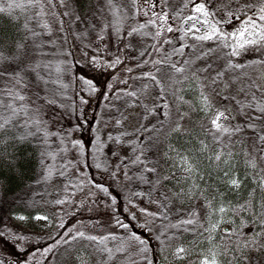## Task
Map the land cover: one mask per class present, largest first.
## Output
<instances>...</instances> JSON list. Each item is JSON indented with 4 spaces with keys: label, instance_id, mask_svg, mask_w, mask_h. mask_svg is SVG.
I'll list each match as a JSON object with an SVG mask.
<instances>
[{
    "label": "trees",
    "instance_id": "obj_1",
    "mask_svg": "<svg viewBox=\"0 0 264 264\" xmlns=\"http://www.w3.org/2000/svg\"><path fill=\"white\" fill-rule=\"evenodd\" d=\"M103 3L104 0H79L77 4L76 0H73L77 12L81 16L87 13L89 18ZM119 3L125 6L127 18L121 25L119 33L109 28L103 33L104 37L111 42L117 40V35L120 34L125 44L131 45L133 42L130 40L145 43L143 49L134 53V61L137 65L131 64L134 69H125L126 71L121 73H124L123 76L113 74V69L109 66L99 67L97 53L93 51L97 37L95 31L90 32L83 43L70 37L69 42L65 44L63 34L59 32L56 24L53 25L54 31L51 36L45 34L33 38L25 28V24L37 32H43V29L37 26L34 19H29L31 15L29 10L17 8L0 13V53L6 58L0 62V71L7 70L5 76L0 77V89L9 87L12 75L20 72L26 84L21 90L28 97L30 107H39L40 111L36 115L43 121L39 127L50 134L45 137L43 131H36L35 125L27 129L20 126L23 124L22 119L16 126L9 124L6 130L0 131V248L4 239L5 250L16 247L21 253V257L15 261L16 264L58 262L62 255L77 245L76 241L80 240L75 235L81 232L85 234V229L88 226L91 228L89 224L93 221L89 215L83 216L87 220L84 224L77 219L85 207L68 209L81 188L98 194L109 207L110 222L107 223L108 227L103 229L104 232L99 240L104 237L109 239L103 244L97 243L92 252L97 264H139L143 255L147 264H164L168 259L167 250L173 240L199 237L203 233V224H201L203 212L195 213L193 210L183 213L179 208H175L176 199L166 186L160 161L158 159L156 162L154 159L155 156H159L153 144L154 140L160 133L169 135L166 127L173 116L169 99L158 95L155 104L150 108L146 106V109L138 95L135 97L129 95L135 93L136 89L128 91L126 87L124 88L128 78L136 77L137 81L153 84L156 73L163 72L162 75L165 76L178 73L172 65L178 64L181 55L174 52V49L182 46L181 31L174 30L171 33L162 31L159 37H155L157 28L149 26L142 29L143 34L137 32L128 36V32L141 24H147L153 19L154 12L159 13L162 10L169 14V25L174 29L181 28L183 27L181 19L184 16L195 15L192 12L193 2L167 0L165 3V0H137L136 4H133L132 0H119ZM58 10L62 11V9ZM108 19L110 20L111 17ZM106 22L108 21L103 17L99 20L100 24ZM74 27L79 30L83 29L84 25L77 24ZM53 39L58 41L55 46L45 44L42 48H37L33 44V40L41 42ZM188 40L191 39L187 37L183 39L186 45ZM165 41L171 42L165 43ZM89 42L91 46L85 48L84 44ZM21 43L25 45L24 51L27 57L16 59V46ZM206 46L205 42L196 44V48H203L205 52L209 49ZM68 51L72 54L66 55ZM28 57L31 59L29 60ZM260 58L264 60V45L247 57L242 56L239 60L231 59L234 65H241L239 68L227 66L230 58L224 59L216 67V72L224 73L217 82L218 86H222L223 90L224 88L227 90L228 87L230 89L217 93V99H214L215 107L226 106L234 117L230 121L233 125L246 123L247 116L239 112L235 100H224L223 97L227 95L245 101L251 98L252 92H256L258 97L261 92H257L255 88H248L255 82L253 80L247 81L246 87L245 83L237 87L236 82L232 83L230 80L232 85L228 86L229 73L250 68ZM37 61L51 65L50 70H42L43 81L38 80L36 73L27 70L29 63ZM210 70L215 71L213 68ZM149 76H154L155 79L147 78ZM227 77L228 80H223ZM255 84L257 85L256 82ZM121 96L122 102L114 100ZM50 99L55 102L47 103ZM124 100L126 104L131 102L130 105L135 108L136 106L143 108L144 113L131 128H129L130 116L136 115L138 111L130 112V105L124 106ZM200 120V125L206 123L204 124L206 145L211 153L220 152L223 153L222 157L241 158L245 157L247 152L255 154V151H258V145L254 151L256 134L251 130L245 129L230 141L224 137L221 143L216 144L207 131L210 125L209 119ZM118 121L120 123H117ZM29 132L33 135H28ZM115 138H119L120 143H117ZM145 143L147 146L144 147ZM142 149L145 150L141 156L144 163H132ZM229 151L232 153L231 156L227 154ZM239 158L233 159V163H230V174L232 178L242 182L243 172H236L235 167V162H238ZM146 167L155 168L156 171H145ZM231 189L239 191L242 186L240 184L239 188L231 187ZM159 202L161 204L158 206ZM144 204L150 205V208H146ZM160 206L163 207L162 213L155 214L151 209L152 207L159 210ZM236 206H239L238 203ZM172 208L175 211H169ZM62 211L74 218L75 222L65 224L57 231L56 236L50 238L41 235L43 241L29 249L22 247L21 243H16L14 239L16 235L11 234L14 229L12 219L15 215L32 217L42 214L54 219L57 213L62 216ZM240 213L237 208L233 214ZM185 220H193L194 223H183L182 221ZM124 224L128 227H122ZM133 237H140L145 243L140 244L139 240ZM8 241L12 245L9 246ZM83 241L88 242L83 239L82 245H85ZM118 248L122 251H116ZM100 249H111V258L107 251ZM262 252L264 253V249ZM0 264H10V262L7 257H0Z\"/></svg>",
    "mask_w": 264,
    "mask_h": 264
},
{
    "label": "rangeland",
    "instance_id": "obj_2",
    "mask_svg": "<svg viewBox=\"0 0 264 264\" xmlns=\"http://www.w3.org/2000/svg\"><path fill=\"white\" fill-rule=\"evenodd\" d=\"M208 3L215 12V18L217 20L223 18L224 23L222 26L219 25L220 29L231 38V35L237 33L243 26L242 22L245 19L259 15L258 9L261 0H208ZM249 3L250 8L243 7ZM229 10L235 12V15H228ZM117 37V40L111 42L106 38L104 40L96 38L93 51L97 53L100 68L109 66L113 69V74L123 76L124 73H121L125 72V69H134L133 66L137 65V62L134 61V53L143 49L145 43L130 40L133 43L128 45V43L125 44L122 41L120 34ZM205 43L209 49H216V51L200 60L196 59V55L205 52L204 49L190 47L196 45L197 41L188 40L190 46L184 47L183 54L179 55V62L176 65V67L184 68L183 72L172 76L169 74L162 75L163 72L161 74L156 73L154 74L156 80L153 84L137 81L136 77L128 78V82L124 84V88L126 87L128 91L129 89H136L135 94L144 102L143 106L145 108L146 106L149 108L153 106L158 95L169 99L173 108V116L168 127H166L169 135L165 136L160 133L154 140L153 144L156 153L159 155L158 157L155 156L154 159L156 162L158 159L160 161V167L164 171L167 182L166 186L176 199L175 208H179L180 212L183 213L193 210H195V213L203 212V221L201 222L203 233L201 236L173 240L167 250L168 259L164 264H201L202 260L205 258L210 259L213 254L216 256L217 264H248L249 260L250 264H264V253L262 252L264 249V187H261L259 183L264 178V161H259L260 167L256 170L247 166L245 157H222L221 161H216L215 155L220 152L211 153L207 150V147H204L207 143L204 126L206 123L200 125L201 118L203 120L208 119L205 112L201 110V93L209 95L215 106L214 99H217V93L220 91L226 92L230 89L228 87L227 90L225 88L223 90L222 86H218L217 83L215 86L211 85V79L216 76L218 64H221L226 58L239 60L242 56L247 57L251 53H256L257 49L263 47L264 44L247 45L240 50L239 55L229 57L225 53L229 52L230 48L225 49L213 41ZM182 45H185L183 40ZM186 60L193 63L185 65ZM131 64L134 65L131 66ZM208 64H211L215 71L199 72L195 76L192 74L194 69H201ZM229 74L228 86L236 82L237 87H241V83H245L246 87L247 81L253 80L257 83V86L264 89V60L262 58L257 59L250 68H242L240 71H233ZM223 80H228V77ZM230 80H232V83H230ZM146 85L147 88H145ZM213 88L215 91H213ZM114 100L119 103L123 101L122 96L116 97ZM133 101L136 102L137 100ZM124 102V106H129L131 103L127 102L126 104V100ZM129 108L132 113L138 111L136 115L130 116L131 125L129 128H131L134 124H137L138 117L144 112L143 108L141 109L138 106L135 108L130 105ZM177 125L180 128L179 131L175 130ZM145 146H147V143H145ZM185 158L193 167L191 173L185 170ZM236 158L240 159L238 160L239 163L235 162L236 172H243L241 177L243 181L240 183L242 189L239 191L231 189L228 183L229 176L225 175V172L230 174V163H233L232 160ZM139 192L142 191L139 190ZM143 197L145 198L144 195ZM138 201L140 204V200ZM237 203L239 206H236ZM160 204L161 202L157 205ZM78 206L85 207L82 214L77 217L80 222L84 224L87 221L83 218L85 215H89L93 219L89 224L91 228L88 226L85 229V236H95L98 241L104 232L103 229L107 228V223L110 222L108 205L101 200L98 194L81 188L68 209ZM144 206L150 208V205L144 204ZM220 207H224L226 211L219 213L217 209ZM161 208L163 207L160 206V209L156 210L151 207L155 214L162 213ZM237 208L241 213L234 215V210L237 211ZM169 211L175 210L172 208ZM56 215L57 217L52 219L42 214L32 217L17 214L12 219L14 229L11 234L16 235L14 238L17 241L16 243H21L25 249L33 248L34 244L43 241L41 235L53 238L65 224L75 222L74 218L66 215V212L63 213L62 211V216L58 213ZM21 216L24 217L23 220L19 219ZM37 216H43L46 219L37 220ZM78 236L79 233L75 235L80 240L76 241L77 245L73 246L65 255H62L58 262L54 261L49 264H97V259L92 254L97 242L88 241L86 243L83 241L85 245H82L81 240L83 238ZM248 241H253V244L245 247ZM7 243L9 246L12 245L10 241ZM179 247L186 250L182 257L175 255L176 249ZM0 257H7L10 264H16L15 261L21 257V253L17 251L16 247L5 250L4 239L0 248ZM139 264H147L145 255L142 256Z\"/></svg>",
    "mask_w": 264,
    "mask_h": 264
},
{
    "label": "snow or ice",
    "instance_id": "obj_3",
    "mask_svg": "<svg viewBox=\"0 0 264 264\" xmlns=\"http://www.w3.org/2000/svg\"><path fill=\"white\" fill-rule=\"evenodd\" d=\"M137 0H132L133 4H136ZM167 0H165V3ZM193 7L192 12L195 15L188 14L181 19V25L183 27L174 29L171 25L168 24L169 14L165 11H161L159 13H153V19H151L147 24H141L139 27H134L131 31L128 32V36H132L134 33L141 32L142 29L146 27H155L157 31L154 33L155 37H159L162 34V31H167L168 33L176 31H181L182 35L180 37L183 40L185 37L193 39L198 43L202 44L204 42H217L218 46H222L225 49L230 48L229 52H226L225 55L229 57H234L239 55L240 50L245 48L247 45H260L264 44V0H261L260 7L258 9L259 15L252 16L248 19H245L242 23L243 26L238 30L237 33H233L231 38L224 34L220 29L219 25L223 22V18L221 20L215 19V12L212 10L211 6L208 3V0H192ZM76 3H79V0H76ZM155 3H153V7H155ZM187 7V5H185ZM244 8H250L251 5L245 4ZM21 9V10H29L31 15L29 19H34L37 23V26L43 29V32H37L35 29L28 28V25L25 24V28L31 33V36L38 37L41 35H49L53 34L54 28L53 25L58 24V30L63 34V38L65 44L69 42V38L73 37L75 40L83 41L89 36L90 32L95 31L97 33L98 40H104L103 33L107 31L109 28L114 29L116 33H119L121 30V25L124 20L127 18L125 14V6L119 3V0H104L102 6H98V10L94 11L89 18V15L86 13L84 16H81L76 8L73 6V0H6V2H2L0 0V13L10 12L13 9ZM62 9V11L58 10ZM228 15L234 16L235 12L228 11ZM103 17L104 20L108 21L106 23L100 24L99 20ZM111 17L109 20L108 18ZM259 21V22H257ZM77 24H83L84 28L77 30L74 26ZM57 40H48L37 42L33 40L34 46L37 48H42L45 44L55 46L57 44ZM171 41H165V43H170ZM91 46V42L88 44H84L85 48ZM17 53L15 55L16 59H20L21 57H27V53L24 51V44H17ZM184 47H189V45H182L178 49H174V52L183 54ZM191 47L195 48L196 45H192ZM216 51V49H208L206 52L196 55V59H201L204 56L209 55L210 53ZM42 54V53H41ZM66 55H71L72 53L68 51L65 53ZM87 55V52H85ZM6 59L2 53H0V62ZM30 60L31 58L28 57ZM94 62V59H93ZM119 62V61H117ZM157 63H161L157 61ZM193 62L186 60L184 62L185 65H191ZM227 66L229 68H239L241 65H234L229 59L227 61ZM175 68L176 72H183L185 69L182 67H176L175 64L172 65ZM51 65L44 64L42 62H35L28 64V71L36 73L38 80L43 81L42 70L49 69ZM212 68L211 64L201 68L194 69L192 74L195 76L199 72H209ZM59 71V68H57ZM7 70L0 71V77L5 76ZM223 72H217L215 77L211 79V85H215L221 77H223ZM149 79H155L154 76L147 77ZM46 83V81H44ZM227 87V85H225ZM26 87L25 78L20 72H16L11 77L10 86L6 89H0V131L6 130V127L9 124L16 126L19 124V121L22 119L23 124L20 125L22 127L31 128L32 126H37V132H44L45 137L50 135L46 130L39 127L40 124L43 123L40 119L37 118V113H39V107H30L28 103V97L21 90ZM147 88V85L145 86ZM249 89L255 88L257 92H261V95L258 97L256 92H252L251 98L246 99L245 101L236 100L235 97H229L225 95L223 97L224 100H235L236 105L239 109V112L243 115L247 116V122L244 124H231L230 121L234 119L231 116L230 110L226 106L215 107L210 99L209 95H205L203 92L201 93V102L202 108L201 110L205 112L206 117L210 121V125L207 128V131L210 135H212L213 141L216 144L222 142L224 137H227L230 141L234 136L242 133L245 129H249L254 132L255 141H254V151L256 150V146L258 145V151H255V154L252 152L245 153V163L247 166L253 170H256L259 165V161H264V91H261V86H257L255 82L248 86ZM213 91L215 89L213 88ZM243 91V89H242ZM129 95L135 96V93H129ZM55 101L50 99L47 103L52 104ZM167 107V105H165ZM255 113L250 115L249 113ZM183 118V117H181ZM228 122V123H226ZM117 123H120L119 121ZM176 131H179L180 128L177 125ZM28 135H33V133L29 132ZM117 143H120L119 138H115ZM204 147H207L205 145ZM135 151V150H134ZM144 149L141 150L139 155L135 156V159L132 163H144L141 159L143 155ZM229 156L232 155L231 151L227 153ZM223 153H217L215 155L216 161L222 160ZM226 162V161H225ZM227 163V162H226ZM185 170L191 173L193 171L192 165H190L187 159H184ZM99 167V165H97ZM145 171L155 172V168H145ZM225 175L229 176L228 183L233 188L240 187V181L236 178H232L228 172H225ZM259 175V173H257ZM261 187H264V178L260 180ZM103 191H107V189H102ZM60 203V201H57ZM219 213H224L226 210L224 207H220L217 209ZM20 220H23L24 217H19ZM37 220H44L46 217L37 216ZM183 223L192 224L193 220H185ZM122 227L127 228L126 224L122 225ZM79 237L86 239L90 242L96 241L98 244H103L105 240L109 239V237H104L101 240L97 241L95 236H85L84 233H79ZM134 239H138L140 244H144L145 240L140 237H133ZM115 239V237H112ZM249 244H253V241H248L245 244L247 247ZM100 251H107L109 258H111L112 250L111 249H100ZM116 251H122V249L118 248ZM186 250L183 247H179L176 249L175 255L177 257H182L185 254ZM201 264H217L216 256L209 258H205L201 261Z\"/></svg>",
    "mask_w": 264,
    "mask_h": 264
}]
</instances>
